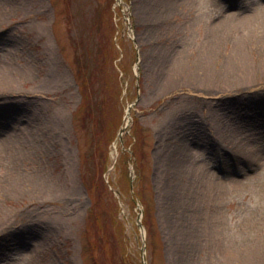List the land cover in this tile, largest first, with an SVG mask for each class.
Returning <instances> with one entry per match:
<instances>
[{"label": "rangeland", "instance_id": "obj_1", "mask_svg": "<svg viewBox=\"0 0 264 264\" xmlns=\"http://www.w3.org/2000/svg\"><path fill=\"white\" fill-rule=\"evenodd\" d=\"M115 4L0 0V264H264L260 117L235 130L241 91L169 80L175 58L264 63V0Z\"/></svg>", "mask_w": 264, "mask_h": 264}, {"label": "bare ground", "instance_id": "obj_2", "mask_svg": "<svg viewBox=\"0 0 264 264\" xmlns=\"http://www.w3.org/2000/svg\"><path fill=\"white\" fill-rule=\"evenodd\" d=\"M175 1L176 0H164V2L166 3L165 9L168 11ZM2 19L3 14L0 11V23L2 22ZM219 50L220 49L217 45L212 44L204 51V53L202 54V59H205L207 57L214 58L213 56H215L216 52H218ZM228 53L229 56L227 60L225 62L221 61L215 66H211L209 63H206V61H199L197 64V72L195 71L194 75L193 70L189 69L188 64L186 65L181 61V59L175 58V62L173 61L171 65V67L173 66V69L171 70V73H169L171 74V78L169 80L178 78L181 82H187L188 80L191 81L192 79L198 77L197 79H199L203 83L201 87L210 92L219 93L223 89H229V92L241 91L243 95L240 97V102H238V104L240 107H242V112H236L234 115L236 117V122L233 124L234 129L238 131L240 129H243L244 131H246V126L250 122V116L256 118L260 117V125H263L262 128H264V99L262 98V95L253 93L254 91L264 87V85L259 87L254 86L257 83H264V63H250V61L247 59L246 52L242 50L230 51ZM161 65L163 68V64ZM221 79L227 80V88L220 87L223 86ZM10 81L11 80L6 77V73L3 71L2 67H0V93H2L7 85L10 86L13 84L10 83ZM242 87L246 88L244 90H238ZM255 123L256 122H253L252 125H255ZM229 128L231 129L232 126H229ZM252 129H256V126ZM1 141L5 146L12 147V141L14 140L7 134ZM27 143L28 145H30V143L32 144L31 141H28ZM21 150L20 151L23 154V148ZM185 154L186 152L182 156H184ZM254 158L258 159V154H256ZM184 166L180 168L182 176L189 178L194 176L198 189H200V204H203L201 203V201L203 202V197L201 196L203 188L210 183L213 184L214 182H216V180H212V178L210 179L211 174L203 164H195L194 162H190L188 165H186L185 167ZM189 183H187V186H189ZM6 185L8 188V192L6 193L11 195H14L15 193H24V189H26L25 182L18 180V177H10V179L6 182ZM202 186L203 188H201ZM141 233H144V228H142Z\"/></svg>", "mask_w": 264, "mask_h": 264}, {"label": "trees", "instance_id": "obj_3", "mask_svg": "<svg viewBox=\"0 0 264 264\" xmlns=\"http://www.w3.org/2000/svg\"><path fill=\"white\" fill-rule=\"evenodd\" d=\"M105 187H106V185H105Z\"/></svg>", "mask_w": 264, "mask_h": 264}]
</instances>
